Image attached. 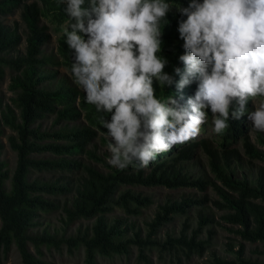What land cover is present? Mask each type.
Listing matches in <instances>:
<instances>
[{"label": "trees", "instance_id": "1", "mask_svg": "<svg viewBox=\"0 0 264 264\" xmlns=\"http://www.w3.org/2000/svg\"><path fill=\"white\" fill-rule=\"evenodd\" d=\"M163 2L187 7L189 0ZM42 5L45 9L35 1L0 0V81L8 70L11 93L9 103L0 99V264L13 247L20 264H50L44 249H65L72 255L79 248L85 264H96L98 256H128L134 250L136 264H153L154 251L168 256L170 264H181L182 257L206 252L216 225L239 241L226 244L230 258L212 252L209 264H264V169L246 173L239 150L230 147L241 139L250 159H264L245 133L246 112L239 120L229 117L218 145L202 138L155 158L147 167H140L138 161L122 170L109 165L97 154L95 142L98 132H107L102 121L111 114L88 104L85 93L59 74L57 68L64 63L45 53L49 34L42 23L44 10L57 11L69 29L73 21L63 0H42ZM17 11L22 25L5 23ZM185 19L169 11L160 21V32L178 36V22ZM66 38L58 40V52L71 68L73 52ZM183 54L182 45H160L157 56L167 61L163 71L173 83L161 90L153 81L157 99L163 101L171 90L181 96L196 92V80L182 91L176 89L175 79L180 76L174 70L183 72L179 61ZM49 117H53L51 125L44 126ZM6 148L13 155L11 166L3 158ZM198 151L206 157L211 176L195 165ZM157 187L191 191L159 204L141 228L132 218L153 201L136 189ZM190 212L195 213L194 228ZM51 214H59L62 232L47 222ZM176 216L185 217L179 235L157 239L158 230ZM82 221L90 223L78 224ZM203 232L205 239L200 237Z\"/></svg>", "mask_w": 264, "mask_h": 264}, {"label": "clouds", "instance_id": "2", "mask_svg": "<svg viewBox=\"0 0 264 264\" xmlns=\"http://www.w3.org/2000/svg\"><path fill=\"white\" fill-rule=\"evenodd\" d=\"M72 23L65 43L73 52L71 74L107 129V163L124 169L147 167L155 157L197 137L210 109L213 131L223 133L229 117L245 115L249 98L264 97V0H189L178 11L184 65L177 91L194 80L197 90L185 106L155 96L153 81L171 86L157 56L160 21L170 11L163 0H63ZM87 37L85 39L84 37ZM233 104L236 105L232 110ZM254 131L264 133V103L249 112Z\"/></svg>", "mask_w": 264, "mask_h": 264}, {"label": "rangeland", "instance_id": "3", "mask_svg": "<svg viewBox=\"0 0 264 264\" xmlns=\"http://www.w3.org/2000/svg\"><path fill=\"white\" fill-rule=\"evenodd\" d=\"M37 2L43 9L45 7L42 5V0H28V2ZM167 3V2H165ZM170 7V12L179 13L178 9L179 7H184L181 4L176 3H167ZM45 11V17H42V23L47 27V32L49 34V42L45 46V53L50 56L53 60L63 62L60 67L57 68L59 74L66 79V81L74 86H76L81 91L82 88H80L78 85L74 83V77L71 74V68L69 67V63L64 60L62 55L58 52V40L62 38L64 35H66V32L71 31L68 28V21L64 19L57 11ZM180 14V13H179ZM5 23L12 24L13 22H17L18 24L22 25L20 17H19V11H17L14 15L7 17L5 20ZM178 28V25H177ZM87 39V37H84ZM161 44H169L172 46L175 45H183V40L179 38V35H172L168 36L164 33H161ZM24 44L21 45L20 49L23 50ZM160 52V51H159ZM180 78H176L175 81L178 82ZM9 74L8 70L5 71V75L2 81H0V99L3 103H9V98L11 96V93L8 89L9 85ZM155 84L161 89H164L163 84H161L159 81H155ZM84 92V91H83ZM195 94V93H194ZM194 94L190 95H184L181 96L180 94L176 93V91L171 90L169 96L163 99L162 102H167L169 97H172L177 101V103L181 106L186 105V101L189 97H193ZM261 103H264V97H255V98H249V101L246 105V114L253 111L255 108L259 107ZM206 113L208 114L207 122L201 126L200 133L197 137L190 139L189 141H194L197 139H207L210 143L214 145H218L222 141V137L220 134H216L213 131L214 125L212 123V116L210 109H205ZM248 116V115H247ZM53 120V117H49L43 121L44 126L51 125ZM82 124L86 125V121L82 119ZM245 133L248 136V139L250 143L254 146L255 149H257L259 152L264 154V133L254 131L252 129V122L247 119L245 120L244 124ZM110 143L109 137L106 133L98 132V139L95 142V148L97 150L98 155H102L106 161L110 157V152L108 150V145ZM181 144L176 145L171 149V151L162 152L158 154L155 158L162 157L165 154L173 153L175 149L180 147ZM230 147H235L239 150L240 155L242 157V161L244 163V171L246 173L256 172L257 169L263 168L264 169V159L262 160H253L250 159L244 152L242 141L241 139H237L236 142H232L230 144ZM3 158L7 160L10 163L13 159L12 153L9 151L8 148L4 150ZM139 162V161H138ZM195 165L198 167L200 171H202L203 175L211 176L209 173V169L207 166V159L204 156V154L201 151L197 152L196 155V161ZM137 191L142 192L145 195H149L152 198L153 204L142 210L141 214L135 218H132V221H135V224L138 225L141 228H144V222L149 221L157 208L159 204H163L168 199H174L178 198L182 193L190 192L189 189H176L171 190L164 187H157V188H138ZM115 213L121 214L119 210L116 209ZM194 214L193 212H190L189 214V223L192 228L195 227V220H194ZM216 216H219V213L216 214ZM47 222L50 223V226L52 228H57L60 232H62V224L59 221V214H51L47 216ZM185 220L184 216H176L172 222H170L167 225H164L162 228H160L157 232V239L164 240L166 234H172L174 236H178L180 233V230L182 228L183 222ZM90 222L82 221V224L87 225ZM215 236L213 237L210 247L206 250V252L202 256L193 255L189 259H186L182 257V263L181 264H209L211 260L210 254L214 252L218 256L222 258H230V255L226 252V244L233 243L236 244L239 239H235L233 235L227 233V231L223 228L221 225H216L214 227ZM202 239L206 238L205 232L200 236ZM45 253V260H47L50 264H85L84 263V251L82 248H79L74 251L72 255L68 254L65 249L55 250V249H44ZM151 258L153 264H170L168 256H161L156 251L151 253ZM136 252H132L128 256H113V257H97L96 264H136ZM3 264H20L19 257L15 251V248L13 247L11 253L8 256V259L3 262Z\"/></svg>", "mask_w": 264, "mask_h": 264}]
</instances>
